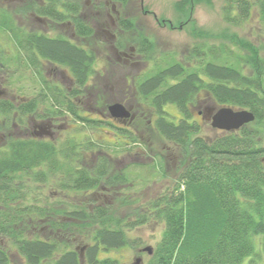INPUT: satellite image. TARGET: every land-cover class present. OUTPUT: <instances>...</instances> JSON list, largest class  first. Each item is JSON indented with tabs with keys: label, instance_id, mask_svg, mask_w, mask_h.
Here are the masks:
<instances>
[{
	"label": "trees",
	"instance_id": "trees-1",
	"mask_svg": "<svg viewBox=\"0 0 264 264\" xmlns=\"http://www.w3.org/2000/svg\"><path fill=\"white\" fill-rule=\"evenodd\" d=\"M43 1L44 4L31 1L25 11L56 20L66 18L55 11L60 0ZM110 1L126 4L128 0ZM184 1L177 3L181 5ZM79 5L76 0L71 6L76 9ZM252 6L264 21V0H225L222 16L227 22L237 23L251 15ZM127 23L123 22L124 29H130ZM73 25L76 35L93 32L79 17L74 18ZM0 29L11 34L19 59L27 55L33 67L37 56L63 65L73 77L75 89L91 88L86 83L90 76L96 75L93 69L96 51L89 45L76 44L63 36L24 32L1 8ZM243 47L240 48L244 54L219 48V52L232 55L230 59L234 58L237 66L215 62L219 53L213 46L209 50L205 48L211 60H204V56L197 58L198 46L183 59L172 54L165 55L162 62L156 57L148 58L153 62V71L135 83V91L156 115L152 128L178 151L177 175L169 190L149 199L142 207L128 209L123 216L113 211L114 202L96 203L93 199L91 207L56 209L29 203L26 196L30 190L35 192L38 184L45 189V182L54 185L57 192H77L83 197L93 189L125 190L129 187V177L115 165L117 153H109L105 148L100 154V149L95 147L99 142L91 138L84 151L75 152L73 146L78 141L73 139L59 141L58 145L52 141L8 137L7 148L0 150V237L15 248L25 264H116V259L99 257V253L128 244L129 229L155 219L162 223L163 229L145 264H239L253 253L254 236L258 235L264 252V162L261 160L264 57L260 48L249 41ZM147 51L150 42L141 40L138 52L144 55ZM37 74L43 81L42 102L50 109L60 107L65 102L59 96L62 93L47 84L40 71ZM101 96L105 107L110 102L108 97ZM207 99L214 106L249 109L255 118L237 130L213 129L214 134L202 135L203 124L193 115L200 110L196 105ZM168 103L179 110L177 120L170 119L164 110ZM35 106L34 99L24 104L0 100V115L5 117L8 127L9 120L35 111ZM70 111L75 112L71 108ZM80 120L84 125L105 123L96 117ZM106 124L114 128L117 137L112 143L122 144L121 150L130 152L133 143L147 146L135 124L131 129L117 127L110 119ZM143 124L144 129L149 126ZM87 149L97 152H91V157ZM95 156V163L79 166L83 159ZM157 164L161 167V163L157 161ZM27 186L29 190H25ZM78 241L83 243L82 247L75 246ZM11 262L7 246L0 243V264Z\"/></svg>",
	"mask_w": 264,
	"mask_h": 264
},
{
	"label": "rangeland",
	"instance_id": "rangeland-1",
	"mask_svg": "<svg viewBox=\"0 0 264 264\" xmlns=\"http://www.w3.org/2000/svg\"><path fill=\"white\" fill-rule=\"evenodd\" d=\"M177 1L179 0H128L124 5H115L120 19V27L123 29L121 34L116 31L118 32L117 39L114 40L121 49L118 54L119 61H116L114 53L109 48L113 39L102 30L101 33H97L96 37L92 36L87 40L80 39L81 41H78L79 45L85 47L89 45V48L96 51L93 65L96 75L89 80V83L93 84L89 88L92 104L96 94L108 97L107 101L110 103L120 100L123 96L130 97V100L127 101L134 102L137 107L134 106V112L137 114H135L133 123L141 129L140 136L148 144L146 146L133 143L129 146L130 152L121 150L122 144L112 143L117 136L113 134L114 128L106 122L102 125L100 122L94 125H84V122L79 121L77 122L79 129L74 127L69 133H64L65 140L73 139L79 143L82 141V145H86L92 139L99 142L98 145H94L98 150L102 147V150L106 148L109 153H117L115 156L117 158L114 157L115 165L126 171V175L129 177L127 182L129 187L125 190H114V192L93 189L83 197L82 193L77 192H57L54 185L45 182V189L40 188L38 184L39 188H36L35 192L31 190L27 192L26 196L30 198L29 203L54 206L56 209H71L82 205L91 207L92 200L95 199L96 203L112 204L114 202L113 211L118 216H123L128 209L142 207L149 199L155 198L172 187L177 175L178 151L171 148L169 143L152 128L151 122L156 115L148 106L147 101L140 100L135 91V83L153 71L151 69L153 62L148 58L156 57L158 61L162 62L165 55L167 57L172 54L178 59H183L198 46L200 53L197 58L202 59L204 56V60H211L206 49L209 50L213 46L216 53H219L215 62L237 66L236 60L230 59L232 55L219 52V48L230 49L233 54H244L240 47L244 48L243 43L248 41L258 46L264 57V21L260 18L256 7L252 6L251 15L245 20L231 23L222 16L225 0H185L181 5H178ZM28 5L22 0H0V8L14 18L15 23L24 32L35 31L48 36L59 35V27L54 24L52 17L48 16L47 22L33 20L30 12L25 11L28 9ZM18 9H22V11L19 12ZM108 11L111 10L108 9ZM106 14H101L97 21L108 22L109 17ZM110 15L113 18L117 16L114 12H110ZM123 22H128L131 26L130 29H124ZM141 40L150 42V51L144 55L138 52ZM86 42L87 44H85ZM203 49H205L204 53ZM17 51L11 34L0 29V63H2L0 66V89L6 90L7 99L14 103H19L22 98L38 97L41 91L37 69L27 66L25 58L19 59ZM190 61L196 62L195 59H190ZM116 62L119 64L117 65ZM40 72L45 78V71ZM49 75L51 76L50 73ZM208 104H211V101L207 99L200 105L197 104L196 108L203 111L204 106ZM43 105L46 104L43 103ZM163 108L170 119L177 120L179 118V110L174 104H165ZM193 118L203 124L200 134L212 135L215 133L208 120H203L196 112ZM9 121L12 122V119ZM143 123H148L149 126L144 129ZM19 131L13 129V126L7 127V134L9 133L12 138L22 136ZM82 135L86 136L82 137ZM96 160V156L88 158L86 161L83 159L79 166H87L95 163ZM157 161L161 163V167H157L158 164L155 165ZM152 164L156 167H152ZM29 189L30 186L25 188V190ZM123 200H127V202L118 204ZM162 229V223L155 219L137 225L127 231L128 244L106 252L101 251L99 257L110 256L117 260L116 264H133L134 258L141 256V264H145L148 254L138 252V250L148 245L153 247L159 240ZM258 236L260 237V235ZM258 236H254L253 253L245 256L239 264H264V252ZM0 243L7 246L12 260L11 264H25L24 259L14 247L7 244L4 238L0 237ZM75 246L82 247L83 243L78 241ZM81 250H79L80 253Z\"/></svg>",
	"mask_w": 264,
	"mask_h": 264
},
{
	"label": "flooded vegetation",
	"instance_id": "flooded-vegetation-1",
	"mask_svg": "<svg viewBox=\"0 0 264 264\" xmlns=\"http://www.w3.org/2000/svg\"><path fill=\"white\" fill-rule=\"evenodd\" d=\"M25 1V3H30L33 0H22ZM37 1L39 4H44L43 0H34ZM80 5L79 8H73L71 6L72 4H75L76 0H60L57 8L55 11L60 12L64 16H66L65 19L62 20H53L54 24L59 27V35L57 36H63L67 35V39L74 43H79L78 41L81 40H87L89 38L96 37L97 33H101L102 31L107 33L110 38L113 39V43L109 45L110 50H112V53H114L116 57V61H119V52H121L119 45L114 42L117 39V33L116 31H119L121 34L123 32V29L120 27V19L118 18L119 15H117L118 11L116 9V6H121L124 4L112 2L110 0H78ZM128 2V1H127ZM68 8H67V7ZM110 9L111 11H108ZM30 12V15H32L33 20H39V21H48V16L44 14L37 13L35 11H28ZM90 12L93 14H90ZM107 12V14H106ZM110 12L116 13V17L113 18V16L110 15ZM106 14L108 15V22H100L97 21V18L100 15ZM75 17H79L84 21V23L88 26L93 28V32L89 35H76L74 31V25L73 21ZM119 22V27H118ZM112 28H110V27ZM102 30V31H101ZM81 39V40H80ZM87 44V42L85 43ZM87 46V45H86ZM127 56V54H125ZM27 60V66L33 67V65L30 64V61L28 59V56L25 55V57L22 58ZM31 60H34V57L30 58ZM125 60H128V58H125ZM38 61V62H37ZM95 62V61H94ZM34 63V62H33ZM118 65L119 63L116 62ZM94 65V63H93ZM34 67L37 69V71L44 70L46 73L45 79L48 81L47 84L50 86H54L60 93H62V96L59 94L60 98L65 99V102H62L63 104L58 107L55 106V108H49L48 105H43L42 102V93L40 91L38 97L33 98H22V101L19 103H28L29 100L34 99L35 100V111L33 112H25L21 114L19 119L12 120L10 123V126H13V129H16V131L20 130L19 133L22 134V136L18 138H33V139H39V140H45V141H52L54 143H57L59 141L65 142V134L69 133V131L77 127L79 129V125H77V122L81 121V118H87L92 119L94 116H96L97 119H99L102 122H106L108 119H110L117 127L121 128H133L134 123L133 120L135 119L134 112V102H128L127 100H130V97L123 96L120 100L123 102V104L130 110L131 115H133V118L129 120L128 118H114L110 115L108 112L107 106L103 107L105 104V99L102 98L101 95L97 94L95 95L93 104L91 101V94L90 89L88 87L75 89V82L73 77L71 76L69 70L67 67L63 65L54 64L51 62H48L39 56L36 58V62L34 64ZM33 67V68H34ZM118 67V66H117ZM42 69V70H41ZM51 74V76L49 75ZM92 76H90L91 79ZM89 79V80H90ZM89 80L86 83L87 85H91L89 83ZM40 81V84L43 85V81ZM78 90V92H76ZM58 92V93H59ZM41 98V99H40ZM103 99V100H102ZM0 100L7 101V91L0 89ZM10 100V99H8ZM103 104V105H102ZM136 107V106H135ZM70 108L73 109L75 112L70 111ZM137 108V107H136ZM215 109V106L212 104H208L204 106L203 111H198L197 115H199L203 120L209 121V116ZM59 121V122H57ZM83 123V121H82ZM24 131V132H23ZM65 133V134H64ZM10 137V134H7V121L5 117L0 115V150H5L7 148V139ZM75 136V135H74ZM86 135H82V137H85ZM81 143V144H80ZM77 142V145L73 146V149L75 152L85 150V145H82L81 142ZM101 147L99 152L100 154L104 153L105 150H102ZM89 154L92 157V149L88 150ZM95 152V151H94ZM135 260V259H134ZM133 260V264L134 261Z\"/></svg>",
	"mask_w": 264,
	"mask_h": 264
},
{
	"label": "water",
	"instance_id": "water-1",
	"mask_svg": "<svg viewBox=\"0 0 264 264\" xmlns=\"http://www.w3.org/2000/svg\"><path fill=\"white\" fill-rule=\"evenodd\" d=\"M110 115L114 118L132 119L130 110L120 101H115L107 106ZM253 112L246 108H233L231 106H219L210 114L209 120L211 127L225 131L237 130L241 126L253 121ZM261 160L264 162V155ZM142 251L151 254L152 247L144 246ZM82 254V250H81ZM141 258L135 259V264H140Z\"/></svg>",
	"mask_w": 264,
	"mask_h": 264
}]
</instances>
